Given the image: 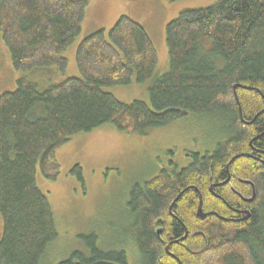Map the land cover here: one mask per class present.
Segmentation results:
<instances>
[{"label": "trees", "instance_id": "obj_1", "mask_svg": "<svg viewBox=\"0 0 264 264\" xmlns=\"http://www.w3.org/2000/svg\"><path fill=\"white\" fill-rule=\"evenodd\" d=\"M88 6L0 0V34L14 68L66 72L65 51L81 33ZM166 42L170 68L149 86L150 104L126 103L104 89L133 78L146 82L158 66L149 33L127 15L108 32L82 39L80 75L45 90L22 77L15 90L0 94V264H42L58 238L38 173L58 178L56 151L71 136L106 123L146 134L190 114L222 115L224 139L212 151L189 153L187 166L161 169L131 188L129 238L142 264H264V0L184 9L168 23ZM72 173L84 182L80 164ZM81 238L88 253L75 250L57 264L127 263L124 251L103 249L96 233Z\"/></svg>", "mask_w": 264, "mask_h": 264}, {"label": "rangeland", "instance_id": "obj_2", "mask_svg": "<svg viewBox=\"0 0 264 264\" xmlns=\"http://www.w3.org/2000/svg\"><path fill=\"white\" fill-rule=\"evenodd\" d=\"M87 16L81 33L65 51L69 60L66 72L55 67L31 71L14 68L9 48L0 34V94L13 91L25 77L38 83L41 90L80 75L76 52L87 35L104 29L127 15L142 24L158 51L155 75L146 82L133 78L130 84L106 86L123 102L143 100L150 104L149 86L170 68L166 28L184 9L213 5L219 0H88ZM222 115H188L172 123L150 129L146 134L129 133L106 123L94 130L70 137L56 151L60 174L49 180L39 171L38 184L54 211L58 238L48 249L42 264H55L75 250H85L81 235L96 233L103 249L129 247L131 224L127 200L131 188L158 174L161 169H181L191 161L189 153L212 151L224 139ZM170 161H174L173 166ZM76 164L83 168L84 182L72 173ZM3 219L0 214V239Z\"/></svg>", "mask_w": 264, "mask_h": 264}, {"label": "flooded vegetation", "instance_id": "obj_3", "mask_svg": "<svg viewBox=\"0 0 264 264\" xmlns=\"http://www.w3.org/2000/svg\"><path fill=\"white\" fill-rule=\"evenodd\" d=\"M171 165L174 164V161H170ZM235 193H237L236 191H234ZM159 230L162 231V228H158V234H162L159 233ZM82 250V249H81ZM114 250H117V249H112L111 248V251H114ZM83 251H88L87 248H85V250ZM118 251H124L126 253V258H127V263L126 264H142V255L139 251V248H138V245L136 244V242L131 239L130 241V244H129V247H123L121 249H118ZM88 253V252H87ZM84 259H90L91 258V255L90 254H85L84 256H82ZM63 261V260H61ZM59 261V262H61ZM58 262H56L55 264H57ZM77 264H79V261L77 262ZM113 264V262H112Z\"/></svg>", "mask_w": 264, "mask_h": 264}, {"label": "water", "instance_id": "obj_4", "mask_svg": "<svg viewBox=\"0 0 264 264\" xmlns=\"http://www.w3.org/2000/svg\"><path fill=\"white\" fill-rule=\"evenodd\" d=\"M254 196H255V189H254V192H253V197ZM251 200H253V198L246 199V201H251ZM243 214H244V218H248L250 216L249 211H244ZM197 215L199 217H201V218L205 217V213L202 210V197L200 198V203H199V208H198V211H197ZM159 233H161V230H159Z\"/></svg>", "mask_w": 264, "mask_h": 264}]
</instances>
